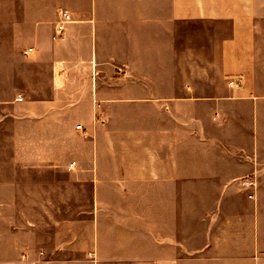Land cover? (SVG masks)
Returning <instances> with one entry per match:
<instances>
[{
  "label": "crops",
  "instance_id": "obj_1",
  "mask_svg": "<svg viewBox=\"0 0 264 264\" xmlns=\"http://www.w3.org/2000/svg\"><path fill=\"white\" fill-rule=\"evenodd\" d=\"M11 3L0 1L1 24L9 22L5 16ZM54 3L59 13L45 20L38 13L40 0H14L17 26L0 30V264L25 262V247L30 246L25 234L32 232L34 242L39 240L42 207H48L42 199L70 195L42 192V173L91 184L93 202L87 213L93 214L96 246L104 242L113 248L102 262L135 261L114 253L121 216L135 213L132 223L144 224L134 235L129 232L144 242L139 262L264 264V0ZM64 11L71 19L63 37L54 41ZM186 22L224 26L219 35L224 75L234 81L219 95L147 98L144 158L134 164L141 174L131 170V161L123 166L116 158L105 161L99 122L105 117L103 72L120 85L117 74L122 70L152 72L158 63L166 69L174 55L170 49L179 50L173 41ZM26 24L32 39L28 47L15 38ZM155 25L160 31L154 32ZM121 38L123 44L118 43ZM156 38L166 46L162 41L154 46ZM29 48L34 52L26 54ZM154 50L162 51L156 55ZM109 101L120 106L122 100ZM106 169H112L108 179ZM122 177L138 182L123 198ZM245 178L257 181L255 199L241 186ZM101 182L109 189H102ZM122 199L134 204L122 207ZM34 256L33 264L73 263Z\"/></svg>",
  "mask_w": 264,
  "mask_h": 264
},
{
  "label": "rangeland",
  "instance_id": "obj_2",
  "mask_svg": "<svg viewBox=\"0 0 264 264\" xmlns=\"http://www.w3.org/2000/svg\"><path fill=\"white\" fill-rule=\"evenodd\" d=\"M54 1L40 0L41 10L38 13L42 19L53 18L55 11L59 13L61 8L53 5L55 4ZM9 2L12 3L5 16V18L9 19V22L8 24H1L0 22V30L3 26L5 29L11 31L17 26L13 20L18 8L12 6L14 0H9ZM62 13L60 12V14ZM1 14L0 7V18ZM59 23L60 20L56 24V30L52 37L54 41L62 38L64 35V32L58 33ZM155 26L158 27L154 29V32L155 30H159V25ZM19 30L21 34L19 38L15 37L16 40L18 39V42H21L26 47L31 46L32 39L30 38L29 26L27 24L23 25ZM225 31L226 29L223 25L215 26L202 22H186L184 28L179 29L182 35L173 41L174 47H178L179 50L170 49V52L173 51L174 55H170V64L166 69H162L158 63L153 64L152 72L150 70H122L117 74L120 78V85L117 84L118 80L113 81L109 79L110 76L107 74L110 72L107 74L103 72V78L101 77L102 80H100V96L104 100L102 110L105 113V117L99 118L100 125H103L104 128V132L101 135L102 159L107 161L108 159L116 158L117 162L122 166L131 161V170L138 171L141 174L142 170H139L134 164L136 160L144 158L145 101L147 98L163 94L197 96L224 94L226 86L231 81H234V79L226 78L224 75L225 59L222 57L223 36L219 35H224ZM154 35L158 34L154 33ZM160 41L166 46L165 40L159 38L154 39V46L159 45ZM119 42L123 44L125 39L121 38ZM170 47L172 48V46ZM161 51L154 50L156 55H159ZM176 52L178 55H176ZM121 58H124V55ZM148 83H152V86L147 85ZM163 83H167L168 85H161ZM117 97L122 100L120 106L114 105L112 101H109ZM114 110H119L120 115L114 117ZM114 143L116 144L115 152L112 150ZM104 174L106 179H108L112 175V169L111 172L109 169L104 170ZM121 179L122 182L119 190H121L122 198L126 190L138 188V182L131 180V178L129 181L125 177ZM105 183L101 182L102 189L108 190L109 188ZM108 185L112 186L111 183ZM41 190L42 192H52L54 194L67 192L70 195L60 199L57 197L42 199V205L44 203L48 207H42L40 233L36 235V238H39V240L34 242L32 232L25 234L26 243H30V246L25 247L26 259L23 264H33L31 261L35 257V254L44 255L46 258L48 256H57L58 259L72 261V264H110L102 262V260H106L110 255L112 256L113 248L104 242L100 243L99 247L96 246V229L92 223L93 214L87 213L92 209L93 202V199L90 197L93 191L91 184L75 183L63 175L56 176L42 173ZM86 193H88L89 197L86 196ZM72 195L76 197L72 198ZM128 203L129 205H133L134 200H121L122 207ZM68 208H71L72 211L66 212ZM80 208L85 209L80 210ZM82 211L84 212L81 213ZM136 215L135 213H130L121 216L122 223L120 229L122 232L118 240L120 244L115 247L114 251L115 255L120 254L118 258H133L135 261H121L119 264H145L144 262L137 261L140 258L143 259L145 256L146 250L143 240H136L129 236V232L131 235H134L137 228L141 229L139 225L142 224V228H144L143 221L132 223L135 219L132 221L131 218H134ZM138 215H140L137 216L138 218L144 220L142 214ZM30 217L32 216L30 215ZM68 221H72L73 223L69 226ZM82 221H84L83 224H81ZM111 224L107 225V230L110 232L113 230ZM50 225L53 227L50 228ZM69 241L72 243L70 244ZM28 255L31 256L30 259H28ZM83 260H85V263L75 262Z\"/></svg>",
  "mask_w": 264,
  "mask_h": 264
},
{
  "label": "built area",
  "instance_id": "obj_3",
  "mask_svg": "<svg viewBox=\"0 0 264 264\" xmlns=\"http://www.w3.org/2000/svg\"><path fill=\"white\" fill-rule=\"evenodd\" d=\"M71 19V16L67 13V12H63L61 14V21L58 25V33H62L64 31L65 25L66 23H68ZM34 52V48H30L28 49V51H26V54H30ZM20 100H22V97H19ZM74 165V164H73ZM242 186L244 189L251 191L249 194V198L252 199L255 197V190L257 189V181L255 180V178H245L242 182Z\"/></svg>",
  "mask_w": 264,
  "mask_h": 264
}]
</instances>
